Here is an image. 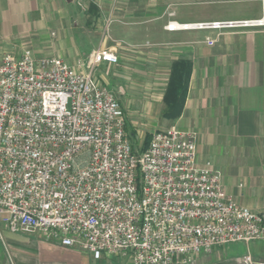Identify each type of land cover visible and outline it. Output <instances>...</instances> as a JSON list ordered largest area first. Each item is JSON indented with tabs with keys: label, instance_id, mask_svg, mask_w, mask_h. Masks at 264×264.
I'll return each instance as SVG.
<instances>
[{
	"label": "built area",
	"instance_id": "built-area-1",
	"mask_svg": "<svg viewBox=\"0 0 264 264\" xmlns=\"http://www.w3.org/2000/svg\"><path fill=\"white\" fill-rule=\"evenodd\" d=\"M257 26L264 17L165 29ZM87 55L75 63L28 49L0 56V227L128 264L264 242V210L239 205L212 162L198 161L195 132L158 130L145 150L132 148L118 99L95 76L118 58Z\"/></svg>",
	"mask_w": 264,
	"mask_h": 264
},
{
	"label": "crops",
	"instance_id": "crops-1",
	"mask_svg": "<svg viewBox=\"0 0 264 264\" xmlns=\"http://www.w3.org/2000/svg\"><path fill=\"white\" fill-rule=\"evenodd\" d=\"M28 1L0 0V7L22 10L24 16L39 10L59 16L60 0L42 4L35 13ZM84 7L79 27L102 34L85 45L91 49L87 54L97 49L114 53L124 73L149 59L166 66L167 80L174 62L190 63L182 111L166 121L195 132L198 161L212 162L239 205L263 211L264 26L169 31L165 25L260 19L264 0H85ZM0 264L128 263L105 254L95 260L88 251L46 240L40 232L11 233L1 226ZM173 264H264V242H233Z\"/></svg>",
	"mask_w": 264,
	"mask_h": 264
},
{
	"label": "rangeland",
	"instance_id": "rangeland-1",
	"mask_svg": "<svg viewBox=\"0 0 264 264\" xmlns=\"http://www.w3.org/2000/svg\"><path fill=\"white\" fill-rule=\"evenodd\" d=\"M53 2L29 0L27 3L34 8L35 13L42 4L49 6ZM84 2L60 0L59 16L56 19L50 16L49 10H39V14L24 16L22 10L16 12L8 6L0 7V56L5 53L19 54L28 49L37 59L61 57L75 63L85 58L91 50L85 49V45L100 40L102 34H87L79 27L84 20ZM54 21L58 23L53 24ZM167 73L165 65L155 64L149 59L128 66L126 73L121 70L120 64L96 67V79L118 99L127 122V131L135 134L132 141L137 149L143 147L145 139L151 138L153 132L173 127L168 125L170 123L166 120L169 119L163 116Z\"/></svg>",
	"mask_w": 264,
	"mask_h": 264
},
{
	"label": "trees",
	"instance_id": "trees-1",
	"mask_svg": "<svg viewBox=\"0 0 264 264\" xmlns=\"http://www.w3.org/2000/svg\"><path fill=\"white\" fill-rule=\"evenodd\" d=\"M90 8L93 5L89 4ZM190 74V63L186 61H177L174 62L170 68L168 84L163 96V101L165 104V109L163 116L169 120L176 119L183 108L184 100L186 96L188 79ZM125 131L130 138L132 148L142 152L148 146L150 138L145 139L144 145L142 148L137 149L136 145L132 141L134 139V132L127 131V122H125Z\"/></svg>",
	"mask_w": 264,
	"mask_h": 264
}]
</instances>
